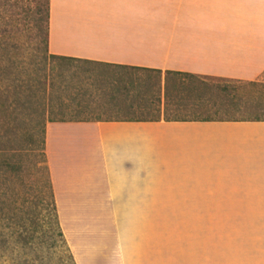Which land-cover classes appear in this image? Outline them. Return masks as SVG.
<instances>
[{
	"label": "crops",
	"instance_id": "crops-1",
	"mask_svg": "<svg viewBox=\"0 0 264 264\" xmlns=\"http://www.w3.org/2000/svg\"><path fill=\"white\" fill-rule=\"evenodd\" d=\"M49 54L256 82L264 0H51ZM45 153L76 264H264V122L48 123Z\"/></svg>",
	"mask_w": 264,
	"mask_h": 264
},
{
	"label": "rangeland",
	"instance_id": "rangeland-1",
	"mask_svg": "<svg viewBox=\"0 0 264 264\" xmlns=\"http://www.w3.org/2000/svg\"><path fill=\"white\" fill-rule=\"evenodd\" d=\"M3 1L0 39L9 45L0 47V264H71L55 233L43 157L49 120H248L261 113L253 104L264 107V75L258 88L215 80L167 87L165 76L51 59L34 21L38 0ZM5 162L20 170L1 169ZM158 222L179 230L264 227V220Z\"/></svg>",
	"mask_w": 264,
	"mask_h": 264
},
{
	"label": "trees",
	"instance_id": "trees-1",
	"mask_svg": "<svg viewBox=\"0 0 264 264\" xmlns=\"http://www.w3.org/2000/svg\"><path fill=\"white\" fill-rule=\"evenodd\" d=\"M9 1V0H8ZM8 1L6 0L3 1V5L4 4H8ZM50 5H51V0H38L37 2V6H36V11L34 13V21L36 26L38 27L39 31L43 32L44 35V39H43V43L45 44V48L47 50V52L49 53V21H50ZM5 8V7H4ZM7 12V11H6ZM8 13V12H7ZM4 14H6L5 12L2 13L0 12V22L4 23L5 22V18ZM5 18V19H4ZM8 47V43L6 41V39H0V47L3 46ZM51 59H56V60H61V61H70V62H81V63H88V64H92L89 62H85V61H79V60H73V59H66V58H60V57H56V56H52L50 55ZM101 66H105V67H111V68H116V69H121L124 71H131L134 73H147L150 75H156V77H158L159 79H162L163 74L159 71H150V70H144V69H139V68H128V67H112L110 65H103V64H99ZM172 80H176V81H183L188 82L190 84H201L204 86H208V83H206L207 80H212V81H222V82H226L229 83L230 85H235L237 86L235 90L241 89V88H245V87H250V88H258L260 86L259 83L257 82H241V81H231V80H224V79H214V78H206V77H198V76H193V75H183V74H176V73H166L165 74V82L166 85L168 87V85L170 84V81ZM217 88H221V85H217ZM225 89V87H223ZM226 90V89H225ZM254 106H251V108H261L260 109H256V110H260L261 113H256L255 118L254 119H248V120H213V119H207V120H167L168 122H196V121H200V122H212V121H235V122H264V113L263 109L264 107L261 106V104H253ZM0 106H2L0 104ZM236 106H238V103L236 104ZM240 106V105H239ZM4 108V105L3 107ZM260 114V115H258ZM79 121H83V120H79ZM141 122H147V120H140ZM153 121H158V120H153ZM55 122H75V121H54V120H49L47 123H55ZM45 134H46V126L43 129V157H44V163L46 166V170L48 172L49 175V186H50V198H51V208H52V213H53V217H54V227H55V233L57 235V238L61 241L62 245L66 248V251L68 253V257L69 260L71 262V264H76L75 258L69 248V245L65 239V235L63 233L61 224H60V220H59V216H58V211H57V204H56V200H55V196H54V191H53V186H52V182H51V178H50V173H49V168H48V161H47V156L45 153ZM7 168H10L11 170H13L15 173L18 172V170L14 167V165L5 162L1 165V169H4L7 171ZM24 237L21 234L20 235V240H22ZM22 242V241H21ZM2 243L5 244V242L3 241Z\"/></svg>",
	"mask_w": 264,
	"mask_h": 264
}]
</instances>
